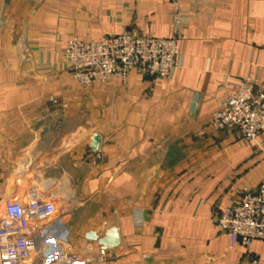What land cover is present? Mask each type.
Returning a JSON list of instances; mask_svg holds the SVG:
<instances>
[{"label":"crops","instance_id":"crops-1","mask_svg":"<svg viewBox=\"0 0 264 264\" xmlns=\"http://www.w3.org/2000/svg\"><path fill=\"white\" fill-rule=\"evenodd\" d=\"M172 1L0 0V214L36 191L55 195L62 221L34 264L67 247L72 264H264L263 239L231 247L217 222L261 183L264 154L210 125L227 84L252 75L264 87V0H184L167 79L134 69L82 86L63 57L74 36L168 35ZM106 223L120 245L100 261L85 234Z\"/></svg>","mask_w":264,"mask_h":264},{"label":"built area","instance_id":"built-area-1","mask_svg":"<svg viewBox=\"0 0 264 264\" xmlns=\"http://www.w3.org/2000/svg\"><path fill=\"white\" fill-rule=\"evenodd\" d=\"M183 3L172 1V29L166 36L124 30L96 40L70 38L63 57L72 79L91 86L108 79H125L134 69L157 79L169 78L178 65ZM227 88L210 117L211 127L215 131L233 130L237 138L253 143L255 152L264 154V142L259 140L264 133V87L257 86L256 77L244 75ZM95 156L105 161L99 151ZM61 222L55 195L32 191L26 202L5 198L0 214V264H34V257L46 252L42 245L53 238L51 233ZM217 222L229 235L231 247L250 249L254 240H264V178L256 189L245 187L238 201L219 213ZM106 255L102 250L95 259L103 261ZM79 259V255L62 249L44 257L41 264H72ZM245 264H260V259L252 257Z\"/></svg>","mask_w":264,"mask_h":264},{"label":"water","instance_id":"water-1","mask_svg":"<svg viewBox=\"0 0 264 264\" xmlns=\"http://www.w3.org/2000/svg\"><path fill=\"white\" fill-rule=\"evenodd\" d=\"M90 146L94 152L99 150L100 136L96 133L91 138ZM64 240L66 237H62ZM85 238L89 242H97L103 250L115 249L120 245V233L118 227L114 223H106L105 230L102 235L98 231L90 230L85 234ZM66 251H70L67 247Z\"/></svg>","mask_w":264,"mask_h":264},{"label":"rangeland","instance_id":"rangeland-1","mask_svg":"<svg viewBox=\"0 0 264 264\" xmlns=\"http://www.w3.org/2000/svg\"><path fill=\"white\" fill-rule=\"evenodd\" d=\"M67 63V62H66ZM70 69V68H69Z\"/></svg>","mask_w":264,"mask_h":264}]
</instances>
